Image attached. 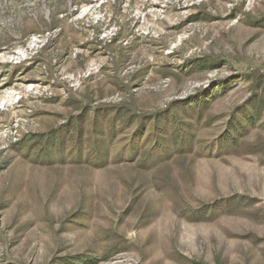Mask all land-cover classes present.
<instances>
[{
	"label": "rangeland",
	"instance_id": "obj_1",
	"mask_svg": "<svg viewBox=\"0 0 264 264\" xmlns=\"http://www.w3.org/2000/svg\"><path fill=\"white\" fill-rule=\"evenodd\" d=\"M0 264H264V0H0Z\"/></svg>",
	"mask_w": 264,
	"mask_h": 264
},
{
	"label": "trees",
	"instance_id": "obj_2",
	"mask_svg": "<svg viewBox=\"0 0 264 264\" xmlns=\"http://www.w3.org/2000/svg\"><path fill=\"white\" fill-rule=\"evenodd\" d=\"M205 63H207V60H202V61H200V62H198L196 64H197L198 67H201Z\"/></svg>",
	"mask_w": 264,
	"mask_h": 264
}]
</instances>
